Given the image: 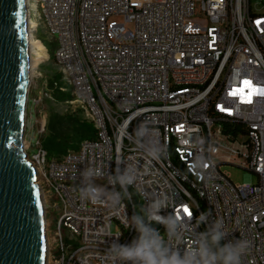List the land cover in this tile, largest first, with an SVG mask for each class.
Returning a JSON list of instances; mask_svg holds the SVG:
<instances>
[{
	"label": "built area",
	"instance_id": "built-area-1",
	"mask_svg": "<svg viewBox=\"0 0 264 264\" xmlns=\"http://www.w3.org/2000/svg\"><path fill=\"white\" fill-rule=\"evenodd\" d=\"M25 12L31 36L41 42L40 26L54 41L60 79L94 128L93 138L51 158L43 119L30 123L29 143L23 129L44 209L45 263L119 264L111 244L138 235L127 226L132 196L115 208L107 197L80 198L81 172L94 166L108 192L109 175L136 170L128 191L138 213L167 196L166 212L193 213L189 236L220 219L227 239L250 241L242 264H264V0H27ZM142 124L149 141L136 139ZM149 142L163 151L158 160ZM227 165L254 179L232 182Z\"/></svg>",
	"mask_w": 264,
	"mask_h": 264
},
{
	"label": "water",
	"instance_id": "water-1",
	"mask_svg": "<svg viewBox=\"0 0 264 264\" xmlns=\"http://www.w3.org/2000/svg\"><path fill=\"white\" fill-rule=\"evenodd\" d=\"M26 18L24 0H0V264H44L46 253L42 198L21 140L30 75Z\"/></svg>",
	"mask_w": 264,
	"mask_h": 264
},
{
	"label": "clouds",
	"instance_id": "clouds-1",
	"mask_svg": "<svg viewBox=\"0 0 264 264\" xmlns=\"http://www.w3.org/2000/svg\"><path fill=\"white\" fill-rule=\"evenodd\" d=\"M136 139L150 140L146 125L138 126ZM143 147L151 159L158 160L163 154L153 143H145ZM104 175L102 167L86 166L82 170V187L79 190L82 200L97 204L105 202L107 197V202L115 208L122 205L125 199H131L132 193L128 188L135 187L137 183L134 168L127 167L109 175V183L113 186L111 192L95 183ZM117 184L119 191L115 190ZM169 204L167 196H159L151 199L141 213L134 212L127 226L134 228L138 235L128 244L114 240L108 249L110 259L119 264H242L243 257L250 250V241L227 239L229 233L220 219L193 238L189 233L196 225H190L185 214L166 212ZM202 222L206 223L203 214L196 223ZM154 225H161L163 232ZM225 240L227 242H223ZM185 242L188 246L181 247Z\"/></svg>",
	"mask_w": 264,
	"mask_h": 264
},
{
	"label": "rangeland",
	"instance_id": "rangeland-1",
	"mask_svg": "<svg viewBox=\"0 0 264 264\" xmlns=\"http://www.w3.org/2000/svg\"><path fill=\"white\" fill-rule=\"evenodd\" d=\"M35 35H37L41 39V42L48 51L45 53V51L43 52L42 48H39L37 46H33V48L28 44V56L30 58V67L32 69V72L29 75V84L27 88L25 104V130L29 129L30 123H33L35 121L37 122L40 119H43L45 123V110L47 104L50 107H53L55 111L62 114L68 112V110L71 111L75 108H79L72 100L68 86L61 79L60 80L63 84L61 85V87H58V89L63 94L68 93V95L70 96L69 99L62 101L57 99L55 100L48 92L45 93V80L51 77L55 72L59 73V68L54 63L53 57L49 56V54H52L54 41L51 42L45 39V32L40 26L37 27ZM40 55H42L43 57L40 58ZM24 138L25 137H23V139ZM224 170H226L230 174V179L234 183H242L243 181H247L248 179H250L251 181L254 179V175L252 173L248 172L247 170L236 168L234 166H224ZM95 183L97 185L103 186L98 182ZM111 229L114 230V226H111Z\"/></svg>",
	"mask_w": 264,
	"mask_h": 264
},
{
	"label": "trees",
	"instance_id": "trees-1",
	"mask_svg": "<svg viewBox=\"0 0 264 264\" xmlns=\"http://www.w3.org/2000/svg\"><path fill=\"white\" fill-rule=\"evenodd\" d=\"M49 56H52V54H49ZM44 84L45 92H48L53 99L60 101L69 99L68 93L63 94L58 89L63 84L59 73L55 72L45 80ZM46 106L45 131L41 143L48 158L59 157L66 150L76 148L79 141L94 137L92 124L83 117L79 108L68 110V112L62 114L55 111L48 104ZM132 201L135 204V212L138 213L139 204L133 193Z\"/></svg>",
	"mask_w": 264,
	"mask_h": 264
},
{
	"label": "bare ground",
	"instance_id": "bare-ground-1",
	"mask_svg": "<svg viewBox=\"0 0 264 264\" xmlns=\"http://www.w3.org/2000/svg\"><path fill=\"white\" fill-rule=\"evenodd\" d=\"M25 1V5H26V1L27 0H24ZM26 24H27V49H28V44H29V46H37V47H39V48H42L43 49V52H44V47H43V45L41 44V42L37 39V38H35V37H33V36H31V32H30V30H31V28H30V26L31 25H29V22H27V18H26ZM34 48V47H33ZM37 54V53H36ZM40 58L41 57H43L42 55H40L39 56ZM37 60H40V59H37ZM32 72V69H31V67H30V58H29V73H31ZM21 140H22V146H23V139L21 138ZM44 221V220H43ZM44 223V222H43ZM45 259H46V255L44 254V264H46L45 263Z\"/></svg>",
	"mask_w": 264,
	"mask_h": 264
},
{
	"label": "crops",
	"instance_id": "crops-1",
	"mask_svg": "<svg viewBox=\"0 0 264 264\" xmlns=\"http://www.w3.org/2000/svg\"><path fill=\"white\" fill-rule=\"evenodd\" d=\"M26 120V119H25ZM30 127H29V129L28 130H24V134H23V137H25L24 139H25V142H30L31 141V139L34 137V132H33V129L35 128V126H34V128H32L31 127V125H29ZM23 144H24V141H23ZM29 148V147H28Z\"/></svg>",
	"mask_w": 264,
	"mask_h": 264
},
{
	"label": "snow or ice",
	"instance_id": "snow-or-ice-1",
	"mask_svg": "<svg viewBox=\"0 0 264 264\" xmlns=\"http://www.w3.org/2000/svg\"><path fill=\"white\" fill-rule=\"evenodd\" d=\"M250 82H245V84L247 85V84H249ZM251 95V94H250ZM38 203H39V201H38ZM179 214V213H178ZM183 214H185L186 216H192L193 215V213L189 210V208L188 207H184L183 208Z\"/></svg>",
	"mask_w": 264,
	"mask_h": 264
}]
</instances>
